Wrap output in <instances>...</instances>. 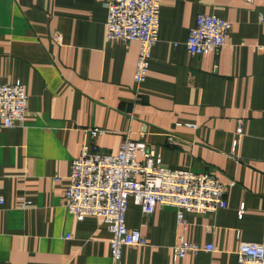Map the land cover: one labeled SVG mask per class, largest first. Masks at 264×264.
<instances>
[{"label":"crops","instance_id":"1","mask_svg":"<svg viewBox=\"0 0 264 264\" xmlns=\"http://www.w3.org/2000/svg\"><path fill=\"white\" fill-rule=\"evenodd\" d=\"M199 14L232 22L219 52L190 55ZM107 18V0H0V83L28 94L26 125L0 127V264H239L241 242L264 240V0H161L142 84L140 43L107 40ZM96 127L106 130L95 139L104 150L117 153L129 135L154 145L165 167L228 184L227 208L185 212L186 239L216 251L175 259L177 209L159 204L145 217L131 200L126 223L147 244L124 246L115 262L106 222L77 220L64 199Z\"/></svg>","mask_w":264,"mask_h":264},{"label":"built area","instance_id":"2","mask_svg":"<svg viewBox=\"0 0 264 264\" xmlns=\"http://www.w3.org/2000/svg\"><path fill=\"white\" fill-rule=\"evenodd\" d=\"M107 8V40L140 43L135 81L142 84L147 80L153 48L159 41L161 0H107ZM231 29L229 20L214 14H199L186 41L190 55L219 52L227 44ZM27 108L28 94L23 84L0 83V127L25 126ZM88 132L93 140L85 141L80 155L72 162L65 206L79 221L94 216L106 222L112 234L110 244L116 263L121 261L124 246L147 244L142 231L126 223L131 200L142 208L145 217L151 216L159 204L177 209L181 234L174 245L175 259L201 251H216L212 243L201 245L186 239L189 221L185 212L216 213L227 208L228 184L214 173L165 167L154 145L134 140L129 135L123 139L119 151L112 153L102 149L95 140L105 129L96 127ZM242 134L243 123L240 122L233 144L234 155ZM170 142L173 143L172 139ZM18 201L23 209L33 205L32 199L26 196L19 197ZM4 202L0 197V205ZM236 253L239 264H264V240L241 242Z\"/></svg>","mask_w":264,"mask_h":264}]
</instances>
